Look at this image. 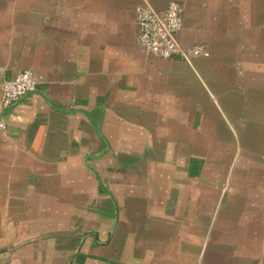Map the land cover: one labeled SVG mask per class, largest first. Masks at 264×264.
Returning <instances> with one entry per match:
<instances>
[{
	"label": "crops",
	"instance_id": "crops-1",
	"mask_svg": "<svg viewBox=\"0 0 264 264\" xmlns=\"http://www.w3.org/2000/svg\"><path fill=\"white\" fill-rule=\"evenodd\" d=\"M171 2L208 57L139 46ZM4 114L0 264H264V0H0Z\"/></svg>",
	"mask_w": 264,
	"mask_h": 264
},
{
	"label": "built area",
	"instance_id": "built-area-1",
	"mask_svg": "<svg viewBox=\"0 0 264 264\" xmlns=\"http://www.w3.org/2000/svg\"><path fill=\"white\" fill-rule=\"evenodd\" d=\"M137 42L150 56L161 60L179 59L187 64L194 57H208V52L200 46L185 47L177 35L184 28V8L177 2L169 3L163 13L148 4L141 5L136 12ZM37 90V82L30 71L19 74L13 81L3 86L2 107L9 109ZM7 124L0 119V131Z\"/></svg>",
	"mask_w": 264,
	"mask_h": 264
},
{
	"label": "water",
	"instance_id": "water-1",
	"mask_svg": "<svg viewBox=\"0 0 264 264\" xmlns=\"http://www.w3.org/2000/svg\"><path fill=\"white\" fill-rule=\"evenodd\" d=\"M16 106V105H15ZM15 106H13L9 111L13 110L15 108ZM7 114H4L3 116H0V119L4 118Z\"/></svg>",
	"mask_w": 264,
	"mask_h": 264
}]
</instances>
